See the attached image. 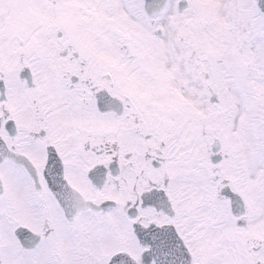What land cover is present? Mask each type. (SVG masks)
<instances>
[{
	"label": "snow or ice",
	"instance_id": "6c2138e0",
	"mask_svg": "<svg viewBox=\"0 0 264 264\" xmlns=\"http://www.w3.org/2000/svg\"><path fill=\"white\" fill-rule=\"evenodd\" d=\"M0 264H264V0H0Z\"/></svg>",
	"mask_w": 264,
	"mask_h": 264
}]
</instances>
